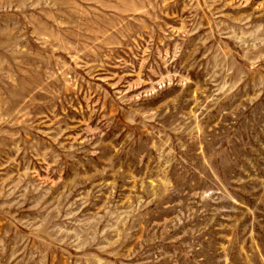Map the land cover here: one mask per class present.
I'll return each mask as SVG.
<instances>
[{
  "label": "rangeland",
  "instance_id": "374dc122",
  "mask_svg": "<svg viewBox=\"0 0 264 264\" xmlns=\"http://www.w3.org/2000/svg\"><path fill=\"white\" fill-rule=\"evenodd\" d=\"M0 264H264V0H0Z\"/></svg>",
  "mask_w": 264,
  "mask_h": 264
}]
</instances>
